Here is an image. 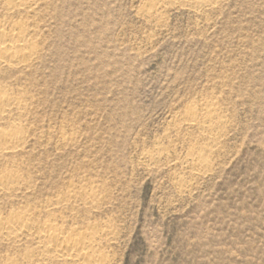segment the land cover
Instances as JSON below:
<instances>
[{
  "label": "rangeland",
  "instance_id": "374dc122",
  "mask_svg": "<svg viewBox=\"0 0 264 264\" xmlns=\"http://www.w3.org/2000/svg\"><path fill=\"white\" fill-rule=\"evenodd\" d=\"M206 5L0 0L36 43L0 65V131H23L0 152V219L32 221L0 234V264H264V0ZM44 223L99 259L53 258Z\"/></svg>",
  "mask_w": 264,
  "mask_h": 264
},
{
  "label": "bare ground",
  "instance_id": "6f19581e",
  "mask_svg": "<svg viewBox=\"0 0 264 264\" xmlns=\"http://www.w3.org/2000/svg\"><path fill=\"white\" fill-rule=\"evenodd\" d=\"M179 1L180 2L182 1V2H184L186 4L193 5V7H197L198 8L200 6L203 7V5H206V4L208 5V3H210L211 0H179ZM212 2H213V0H212ZM5 4L7 5L6 9L8 11L10 9L12 10L15 7L16 8L18 7V8H21V9L22 8H27V9L31 8L32 9V8H34V6L36 4V0H5ZM22 26H23V24H22ZM19 27H21V26H19ZM22 28H19V29L11 28V27H8L5 23H1L0 22V65H3V64H8V65L17 64V63H19L21 61H24V59H27L30 55H33V54H31V51H33L36 43L32 42V41H29V39H27L26 34L28 35V33H25L24 30H22ZM33 41H35V40H33ZM4 94H2V93L0 94V113H2V114L3 113L5 114L6 112H8L9 109L12 108L11 104L13 105V103H11L9 101V98H7L8 96H6ZM21 103H23V102H21ZM20 104L16 103L15 105L18 108V106ZM19 108H20V106H19ZM203 109L205 110V114L208 117H211L215 112H217V111H215V108L213 109L212 106L210 107V105L209 106L205 105L203 107ZM195 111H197V110H195ZM216 114H218V113H216ZM208 117L206 119H208ZM203 120H202V123L204 122ZM209 120H210V118H209ZM209 122H211V121H209ZM202 123L200 124L199 120L197 122L193 118V119H190L188 125H190V126H200L201 127V125L204 124V123L203 124ZM204 126H205V124H204ZM207 127H208V124L206 125L205 128H207ZM20 128L21 127H20L19 124L12 123V126L9 128V130L0 131V152L1 151L4 152L3 150H6V151L7 150H13L16 147H19L20 139H21V137H20L21 135L19 134V132L22 131V130H20ZM147 157H150V156H147ZM205 158L206 157H204V156L198 157V163L199 164H203V162L206 161V159H207V158L206 159ZM8 176H10V174L7 175V176H5V175L2 176L1 175V177H0V190H2V189L4 190L3 187H5L6 184L8 183V181L11 180V179H9ZM16 178H20V177L17 175ZM18 181H16V182H18ZM8 191H9V189H8ZM27 214H21V215H18L17 217H15V215H14V218H12V219H0V234H3V235L6 234V235H10V236L14 235V237H19V236H22V235L25 236V234L27 232L29 233V230H31L30 228L32 227L31 226L32 221H29V218H31V217L30 216L28 217ZM90 234H91L92 238H95L97 236V232L90 233ZM38 238L41 239V243H43L42 245H43L44 250L51 251L53 253V255H54V256L52 255L53 258L57 257V259L60 258V259H63V261L64 260L68 261V262L81 261V260H84L86 258H90L91 260L92 259H99L98 257L101 255V254L99 255L97 249L94 248L91 244H86L87 242L86 243L82 242L81 238L79 239L77 237L76 233L69 232V231L68 232L67 231H62V230L58 231V229L52 227L49 224H45L44 226H42L38 230ZM43 248H42V250H43ZM43 254H45V253H43ZM47 255H48V252H47ZM47 255H45V256H47ZM42 257H43V255H42ZM44 258L42 260H44ZM46 258H48V257H46ZM101 261H102V258H101ZM73 263H75V262H73ZM88 263H89V261H88ZM90 263H91V261H90ZM94 263H95V261H94ZM99 263H101V262H99ZM84 264H86V263H84Z\"/></svg>",
  "mask_w": 264,
  "mask_h": 264
}]
</instances>
